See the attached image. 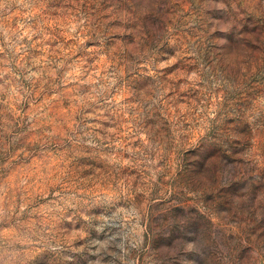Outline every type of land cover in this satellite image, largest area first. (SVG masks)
Returning <instances> with one entry per match:
<instances>
[{
    "label": "rangeland",
    "instance_id": "374dc122",
    "mask_svg": "<svg viewBox=\"0 0 264 264\" xmlns=\"http://www.w3.org/2000/svg\"><path fill=\"white\" fill-rule=\"evenodd\" d=\"M0 264H264V0H0Z\"/></svg>",
    "mask_w": 264,
    "mask_h": 264
}]
</instances>
